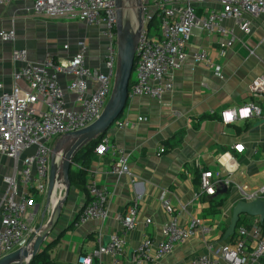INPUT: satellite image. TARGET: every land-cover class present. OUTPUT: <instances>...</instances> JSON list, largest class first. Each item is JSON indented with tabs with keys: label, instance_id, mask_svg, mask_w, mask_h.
<instances>
[{
	"label": "crops",
	"instance_id": "0c3cea01",
	"mask_svg": "<svg viewBox=\"0 0 264 264\" xmlns=\"http://www.w3.org/2000/svg\"><path fill=\"white\" fill-rule=\"evenodd\" d=\"M31 7L30 1L0 4V32L12 30L15 34L13 42L0 41V95L10 91L11 73L22 66L12 64L13 48L26 50L30 62L40 63L48 56L70 58L79 50L78 43L83 42L85 65L106 71L107 40L100 28L86 27L74 20L46 21L34 16ZM203 9L204 5L197 6V13ZM222 24L233 29L238 39L224 55H219L224 38L195 31L187 44V58L174 73L173 90L159 101L135 97L126 103L121 118L132 127L109 129L106 135L111 148L102 156L93 154L89 169L97 184L107 190V218L77 226L76 216L85 203V192L71 187L59 222L41 248L48 249L51 264H78L79 257L92 255L100 243L106 244L111 236L121 233L119 219L137 201V227L125 236L127 247L119 257L120 264H134V251L144 236L155 244L162 240V226L170 219L161 207L162 193H166L179 225L199 219L210 227V233L198 235L171 254L146 264H189L195 257L208 254L205 242L213 246L228 242L222 237L232 210L244 202L238 188L264 187V100L252 98L249 92L250 83L264 77V18L250 23L249 35L238 31L232 20ZM64 45L68 46L66 51L62 49ZM199 49L221 67L222 79L193 63L192 55ZM67 82L68 77L58 76L63 89ZM72 100L71 95H66L69 107ZM250 103L259 108L258 116L227 123L221 120V112ZM139 117L145 120L137 122ZM238 145L243 147L240 153L234 150ZM119 151L127 157V175L113 172L114 155ZM32 153L30 149L23 156ZM13 171V161L0 155V201L5 191L3 178ZM205 171L216 178L213 189L195 198L200 192V175ZM32 201L35 223L40 226L45 198L35 197ZM242 216V224L257 218ZM110 263L108 256L93 257L91 262Z\"/></svg>",
	"mask_w": 264,
	"mask_h": 264
},
{
	"label": "built area",
	"instance_id": "2783aa9c",
	"mask_svg": "<svg viewBox=\"0 0 264 264\" xmlns=\"http://www.w3.org/2000/svg\"><path fill=\"white\" fill-rule=\"evenodd\" d=\"M14 1H30L32 14L46 21L74 20L86 27L100 28V34L107 40V55L104 62L106 71L101 72L85 65L83 42L78 43L79 50L70 58L54 59L48 56L40 63L30 62L26 50L12 49V64L22 66L11 73L10 91L0 95V155L14 163L12 175L3 178L5 191L0 201V260L28 248L35 238L39 224L35 223L32 200L46 196L54 140L82 130L99 118L111 94L116 65L114 0H0V4L7 5ZM141 2L143 25L135 51L127 102L135 97L159 101L165 93L173 90L174 73L184 64L187 44L195 31L224 38L219 48V55L222 56L238 40L233 29L223 26V21L232 20L238 31L249 35L250 23L264 18V0ZM199 5H204L201 14L197 13ZM155 21L158 25H155ZM14 39V31L0 32V41L13 42ZM62 49L66 51L68 46L64 45ZM192 60L196 66L222 79L221 67L212 61L205 50L196 51ZM59 75L68 77L64 89L58 83ZM249 92L252 98L264 100V77L254 79L249 85ZM66 95L73 97L71 107ZM243 108H248L250 112L242 119L259 115V108L250 103L232 109L234 115L231 122L241 118L240 110ZM227 112L220 113L224 123ZM144 120L137 118V122ZM131 124L126 119L118 118L110 130L122 131L131 128ZM106 134L95 146L94 155L102 156L111 148L110 137ZM238 146L234 150L240 153L243 147ZM30 149H33V153L23 156ZM78 168L72 164V170ZM113 172L118 176L129 174L127 157L120 151L114 155ZM214 179L211 172L201 173L200 192L195 198L211 191ZM238 189L244 202L264 200V187ZM85 191L87 200L77 213V226L88 221H104L108 214L107 190L97 184L91 170L87 171ZM165 194L160 196V203L170 219L162 226V240L155 244L144 236L134 251V264L160 260L192 238L210 233V227L199 219L179 225ZM137 205L135 201L119 219L121 233L111 236L106 244L100 243L92 255L79 257L78 264H82L86 258L92 262L93 257L100 259L104 256L110 257V264H120L119 257L127 247L125 236L137 227ZM149 223L150 220H147L146 224ZM205 246L208 254L195 257L189 264H216L215 260L224 264H264V222L260 224L256 218L251 223L241 224L236 227L231 241L217 246L205 242Z\"/></svg>",
	"mask_w": 264,
	"mask_h": 264
},
{
	"label": "water",
	"instance_id": "95a60500",
	"mask_svg": "<svg viewBox=\"0 0 264 264\" xmlns=\"http://www.w3.org/2000/svg\"><path fill=\"white\" fill-rule=\"evenodd\" d=\"M116 32V65L111 94L99 118L86 128L67 133L53 144L50 155L45 205L40 217L38 232L28 248L15 251L0 260V264H28L39 253L57 226L63 206L70 192L69 172L76 155L88 145L102 138L123 113L132 77L135 51L143 25L141 0H114ZM257 217L264 222V200L239 202L232 210V217L224 232L223 240L231 238L239 217ZM48 245V244H47ZM46 245V246H47ZM55 264H65L56 262Z\"/></svg>",
	"mask_w": 264,
	"mask_h": 264
},
{
	"label": "trees",
	"instance_id": "16d2710c",
	"mask_svg": "<svg viewBox=\"0 0 264 264\" xmlns=\"http://www.w3.org/2000/svg\"><path fill=\"white\" fill-rule=\"evenodd\" d=\"M155 25H158V22H154ZM121 118V116L119 117ZM101 137L93 142L92 144L88 145L82 151H80L76 157L74 158V164H76L79 168L77 170H70L69 172V181L70 187L75 188L76 190L85 192V202L87 200V194L85 191V183L87 178V171L90 169L91 160L93 158V151L95 146L99 143ZM245 216V215H243ZM242 216V217H243ZM243 223L242 219L239 220L237 226ZM233 237V236H232ZM232 238L228 239L227 241H231ZM49 255L48 249L39 253L34 259H32L28 264H51L49 262Z\"/></svg>",
	"mask_w": 264,
	"mask_h": 264
},
{
	"label": "clouds",
	"instance_id": "9594fccd",
	"mask_svg": "<svg viewBox=\"0 0 264 264\" xmlns=\"http://www.w3.org/2000/svg\"><path fill=\"white\" fill-rule=\"evenodd\" d=\"M249 112H250V110L248 109V108H243V109H241L240 110V115H241V117H247L248 115H249ZM233 111L232 110H229L226 114H225V116H226V120H225V122L227 123V122H231L232 120H233ZM238 147H240V146H238ZM82 264H91V260H90V258H86L83 262H82Z\"/></svg>",
	"mask_w": 264,
	"mask_h": 264
},
{
	"label": "rangeland",
	"instance_id": "374dc122",
	"mask_svg": "<svg viewBox=\"0 0 264 264\" xmlns=\"http://www.w3.org/2000/svg\"><path fill=\"white\" fill-rule=\"evenodd\" d=\"M57 139H58V138H57ZM57 139H55L54 142H55ZM50 155H51V154H50Z\"/></svg>",
	"mask_w": 264,
	"mask_h": 264
}]
</instances>
